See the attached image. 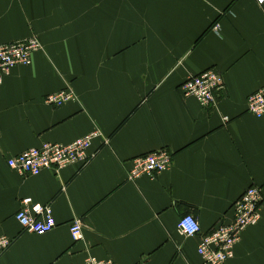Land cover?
<instances>
[{
  "label": "crops",
  "instance_id": "1",
  "mask_svg": "<svg viewBox=\"0 0 264 264\" xmlns=\"http://www.w3.org/2000/svg\"><path fill=\"white\" fill-rule=\"evenodd\" d=\"M36 37L41 48L0 84V264H202L199 237L177 232L193 215L201 234L229 223L250 186L261 219L226 264H264V116L247 97L264 87V4L254 0H0V45ZM206 70L223 88L210 108L180 86ZM70 88L76 100L47 105ZM95 130L85 162L21 176L7 160L44 144L66 146ZM164 150L152 177L133 160ZM49 205L45 235L15 220L20 201ZM80 220L74 242L69 224Z\"/></svg>",
  "mask_w": 264,
  "mask_h": 264
},
{
  "label": "built area",
  "instance_id": "2",
  "mask_svg": "<svg viewBox=\"0 0 264 264\" xmlns=\"http://www.w3.org/2000/svg\"><path fill=\"white\" fill-rule=\"evenodd\" d=\"M254 2L259 6L263 5L260 0H254ZM40 48V42L36 37L0 45V84L13 68L31 65L33 54ZM222 88V76L214 70H206L185 80L179 90L184 98H194L202 108L207 109L215 104L216 93ZM75 100L76 96L68 87L44 98L47 105L54 107H61ZM247 111L258 119L264 116V87L247 97ZM98 137H102V134L99 130H95L66 146L44 144L7 160V165L25 177L37 176L42 171L51 168L60 170L77 162H85L90 157L88 151L92 141ZM132 162L134 167L130 172L131 176L144 174L152 177L171 167L172 156L160 150L138 157ZM232 207L231 221L216 227L207 234H201L198 220L193 215H185L178 220L179 235L186 238L199 237L197 254L202 264H226L233 257L234 246L240 241L243 230L257 225L261 219L262 191L256 186H250ZM15 220L24 232L39 236L51 232L56 226L51 206L33 202L31 198H24L20 201ZM69 233L74 242L82 239L80 220H74L69 224ZM9 245L8 238L0 237V251L8 248ZM83 264H110V262L87 258Z\"/></svg>",
  "mask_w": 264,
  "mask_h": 264
},
{
  "label": "snow or ice",
  "instance_id": "3",
  "mask_svg": "<svg viewBox=\"0 0 264 264\" xmlns=\"http://www.w3.org/2000/svg\"><path fill=\"white\" fill-rule=\"evenodd\" d=\"M260 2H261L262 4H264V0H260Z\"/></svg>",
  "mask_w": 264,
  "mask_h": 264
},
{
  "label": "rangeland",
  "instance_id": "4",
  "mask_svg": "<svg viewBox=\"0 0 264 264\" xmlns=\"http://www.w3.org/2000/svg\"><path fill=\"white\" fill-rule=\"evenodd\" d=\"M181 94V93H180ZM182 96V95H181ZM183 97V96H182ZM184 98V97H183ZM191 98V97H190ZM258 119V118H257ZM260 119V118H259Z\"/></svg>",
  "mask_w": 264,
  "mask_h": 264
}]
</instances>
